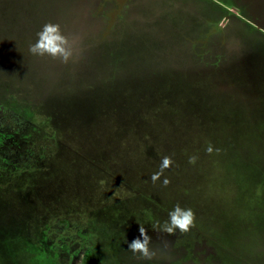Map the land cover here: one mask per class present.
<instances>
[{"label":"rangeland","instance_id":"374dc122","mask_svg":"<svg viewBox=\"0 0 264 264\" xmlns=\"http://www.w3.org/2000/svg\"><path fill=\"white\" fill-rule=\"evenodd\" d=\"M52 2L0 0V29L36 41ZM71 3L68 63L0 43V264H264V0Z\"/></svg>","mask_w":264,"mask_h":264},{"label":"clouds","instance_id":"9594fccd","mask_svg":"<svg viewBox=\"0 0 264 264\" xmlns=\"http://www.w3.org/2000/svg\"><path fill=\"white\" fill-rule=\"evenodd\" d=\"M38 39L30 45V52L34 55L45 56L49 55L53 58H59L63 63H68L73 57V51L69 47V38L62 34L61 27L58 23H46L43 28L37 33ZM212 151L211 147L208 149ZM195 157L190 159V162H195ZM172 161L170 157H164L161 171L152 175L153 182L157 181L163 173V170L170 167ZM170 181L165 178L163 183L166 186ZM170 222L164 225L163 230L168 234H173L176 229L181 232H187L195 223V213L191 208H182L177 204L172 211L169 212ZM140 237L133 239L128 244V250L133 253H139L142 258L151 260L155 257L156 252L151 250L149 245L151 236L148 235L145 228H139Z\"/></svg>","mask_w":264,"mask_h":264},{"label":"water","instance_id":"95a60500","mask_svg":"<svg viewBox=\"0 0 264 264\" xmlns=\"http://www.w3.org/2000/svg\"><path fill=\"white\" fill-rule=\"evenodd\" d=\"M75 4L76 3L72 5L71 0H55V2L49 4V5H54V9L52 11L49 10L48 14H46L42 20L45 21L46 23L49 22L58 23L61 27L62 34L66 35L69 38V43L76 42L77 38L79 37V35H77L79 33L78 29H81L83 26H85L86 22H90V17L87 16V13L84 15H79L76 13V11H80V8L79 6H77L74 9ZM263 9L264 8L262 6H256L255 11L258 10L260 13H262V16H264ZM21 11H22L21 15H25L24 21L28 23L26 21V16L27 17L30 16V13L23 8ZM9 21L12 24H14L17 22L19 23L21 20L20 21L18 19L16 20V17L7 18L3 14L0 15V23L5 24L6 22L8 23ZM33 32L36 31H30L28 38H26L24 36L26 35V33L24 32L16 33L15 31H13V28L5 29V30L0 29V43L4 45L5 44L8 45V48L10 49L12 55V59H14L17 62V64L23 66V68L25 69L23 71H27V72L30 71V68L28 66V63H30L29 61H31V64L35 68L38 66L39 60H36L35 57H28L26 56V54H23L21 52L22 49L19 52L17 48L11 47L9 45L15 44L20 41L23 42L22 43L23 45L26 44L30 46L31 44L35 43L34 41L35 34H31ZM90 32L91 30L88 32V34H90ZM34 77H36V79L37 77H41V72L36 71L35 76L30 75L31 80L34 79ZM37 84L39 85V83Z\"/></svg>","mask_w":264,"mask_h":264},{"label":"flooded vegetation","instance_id":"af4514ba","mask_svg":"<svg viewBox=\"0 0 264 264\" xmlns=\"http://www.w3.org/2000/svg\"><path fill=\"white\" fill-rule=\"evenodd\" d=\"M7 144V143H6ZM11 146H5V148L6 149H9ZM11 149V148H10ZM12 153H10L9 155H11ZM18 159H20V157H18ZM84 240H82L81 241V244H80V246H79V249L77 250H74V251H72V252H70V251H68L66 254H62V253H64L63 251L61 252V250L63 249V248H61V246H60V249H59V252H60V254H62V255H67L69 258L71 257V256H73L75 253H77L78 255H79V252H82V258H84V257H86V259H89L90 261H92V256H93V254H94V252H93V248L90 246V248L87 250V251H85L84 253H83V251L81 250V246L83 245V242ZM84 256V257H83ZM72 258V257H71ZM84 260V259H83ZM71 264V263H70Z\"/></svg>","mask_w":264,"mask_h":264}]
</instances>
